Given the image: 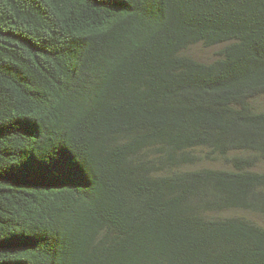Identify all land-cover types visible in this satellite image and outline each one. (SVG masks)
<instances>
[{
  "label": "trees",
  "instance_id": "trees-1",
  "mask_svg": "<svg viewBox=\"0 0 264 264\" xmlns=\"http://www.w3.org/2000/svg\"><path fill=\"white\" fill-rule=\"evenodd\" d=\"M263 96L264 0H0V264H264Z\"/></svg>",
  "mask_w": 264,
  "mask_h": 264
},
{
  "label": "rangeland",
  "instance_id": "rangeland-1",
  "mask_svg": "<svg viewBox=\"0 0 264 264\" xmlns=\"http://www.w3.org/2000/svg\"><path fill=\"white\" fill-rule=\"evenodd\" d=\"M218 51V49H204L201 46H196L190 51V54L195 58L201 59L202 61H212L215 59L216 53ZM256 106L264 110V96L256 101ZM262 168L264 169V166H262ZM235 214H239L241 217L264 226V217H261L257 214L242 212H235ZM229 215H234V213L230 212Z\"/></svg>",
  "mask_w": 264,
  "mask_h": 264
}]
</instances>
